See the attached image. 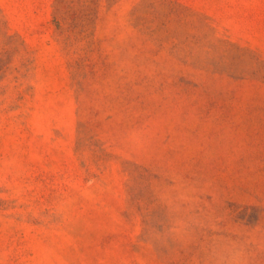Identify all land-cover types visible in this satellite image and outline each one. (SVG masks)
Returning a JSON list of instances; mask_svg holds the SVG:
<instances>
[{"label": "rangeland", "instance_id": "obj_1", "mask_svg": "<svg viewBox=\"0 0 264 264\" xmlns=\"http://www.w3.org/2000/svg\"><path fill=\"white\" fill-rule=\"evenodd\" d=\"M0 264H264V0H0Z\"/></svg>", "mask_w": 264, "mask_h": 264}]
</instances>
